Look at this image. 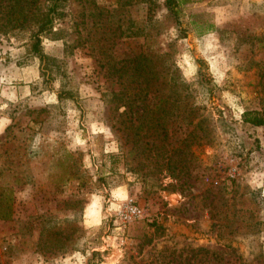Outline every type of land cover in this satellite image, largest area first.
Instances as JSON below:
<instances>
[{
	"label": "rangeland",
	"instance_id": "1",
	"mask_svg": "<svg viewBox=\"0 0 264 264\" xmlns=\"http://www.w3.org/2000/svg\"><path fill=\"white\" fill-rule=\"evenodd\" d=\"M50 2L0 0V264H264V128L242 120L264 116V0L177 18L165 0H60L42 63L30 25ZM137 56L189 95L162 86L166 137L146 145L120 122ZM128 198L143 214L123 226Z\"/></svg>",
	"mask_w": 264,
	"mask_h": 264
},
{
	"label": "trees",
	"instance_id": "2",
	"mask_svg": "<svg viewBox=\"0 0 264 264\" xmlns=\"http://www.w3.org/2000/svg\"><path fill=\"white\" fill-rule=\"evenodd\" d=\"M191 0H165L166 8L175 16V18L179 17V8L181 5L188 3ZM60 0H51L49 6L42 14V17L36 21L35 25L31 26L32 30L30 31V52L36 55L40 61L45 60L46 55L42 49V39L41 36L48 35V33L52 32L53 25L55 20L59 17L58 5ZM213 24L209 23L206 25L205 31H210L213 29ZM140 56V55H139ZM136 57L135 64L132 67L128 68L131 69L135 74V83L136 86L128 90L127 92H122L121 95L126 97L124 103H126V110L123 113L124 119L121 120L123 124H125L124 128L129 136H133L132 130L134 129V122L135 119L133 116H136L137 125L135 129H138V135L143 141L144 145V138L147 136L148 129L153 128V133L156 134V137L159 139H164L166 137L167 128L165 126L164 121H160L162 119V112H159L155 109L160 108L164 110V104L169 99V94L162 93V86H176L181 91H183L182 99L187 100L189 98L187 85L184 84L182 79H179L173 73H167L163 75V72L160 73L159 70H156L151 75L145 73V64L143 60ZM42 70H45V67L42 66ZM120 70H127V68H120ZM200 74V70L198 69V76ZM133 74H130L129 77L134 80L132 77ZM170 75V76H168ZM165 78L167 80H165ZM201 83H205L204 80H200ZM181 85V86H180ZM61 92L58 93V97H61ZM152 96V101L150 97ZM150 100V103L149 101ZM123 105V104H122ZM152 107V108H151ZM151 112H155L154 116L150 118L155 119L154 122H145V118L151 115ZM242 120L245 123H248L253 126H262L264 128V116L256 111H244L242 113ZM186 141V139H185ZM192 141V140H191ZM109 157H114L113 154H109ZM6 188L3 184H0V201H1V190H5ZM9 217L8 208H4L0 210V219H7ZM92 255H95L97 252L92 251ZM89 263V262H88Z\"/></svg>",
	"mask_w": 264,
	"mask_h": 264
},
{
	"label": "built area",
	"instance_id": "3",
	"mask_svg": "<svg viewBox=\"0 0 264 264\" xmlns=\"http://www.w3.org/2000/svg\"><path fill=\"white\" fill-rule=\"evenodd\" d=\"M117 213L121 218L123 226H125L128 221L141 217L143 210L132 198H128L122 203Z\"/></svg>",
	"mask_w": 264,
	"mask_h": 264
},
{
	"label": "crops",
	"instance_id": "4",
	"mask_svg": "<svg viewBox=\"0 0 264 264\" xmlns=\"http://www.w3.org/2000/svg\"><path fill=\"white\" fill-rule=\"evenodd\" d=\"M4 92L6 93V90H4ZM12 95H16V88L14 89V92H12ZM7 121L8 120H6L5 117H0V130H2L8 124Z\"/></svg>",
	"mask_w": 264,
	"mask_h": 264
}]
</instances>
